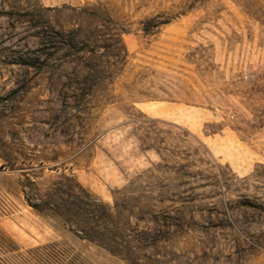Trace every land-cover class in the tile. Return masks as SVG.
<instances>
[{"label": "rangeland", "instance_id": "rangeland-1", "mask_svg": "<svg viewBox=\"0 0 264 264\" xmlns=\"http://www.w3.org/2000/svg\"><path fill=\"white\" fill-rule=\"evenodd\" d=\"M0 149V264H126L27 167L165 212L159 264H264V0H0Z\"/></svg>", "mask_w": 264, "mask_h": 264}, {"label": "trees", "instance_id": "trees-1", "mask_svg": "<svg viewBox=\"0 0 264 264\" xmlns=\"http://www.w3.org/2000/svg\"><path fill=\"white\" fill-rule=\"evenodd\" d=\"M81 29V27H79ZM121 42L120 38L114 40ZM6 165L28 166L33 162L6 154ZM31 167L21 168V187L28 205L40 215H52L77 238L94 244L126 264H159L165 257L172 227L163 211H155L144 197H127L118 191L113 207L86 189L73 175L63 174L45 186L31 178ZM144 224V226H141Z\"/></svg>", "mask_w": 264, "mask_h": 264}]
</instances>
